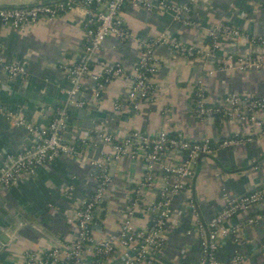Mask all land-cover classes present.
Listing matches in <instances>:
<instances>
[{
	"label": "crops",
	"instance_id": "1",
	"mask_svg": "<svg viewBox=\"0 0 264 264\" xmlns=\"http://www.w3.org/2000/svg\"><path fill=\"white\" fill-rule=\"evenodd\" d=\"M39 1L48 0H0V7L26 6ZM157 1L151 0L154 5ZM167 1L181 5L188 0ZM190 7L189 19L194 26L174 22L170 14L155 8L145 11L125 5L121 17L132 39L119 42L106 38L98 58L109 63L119 62L129 72L136 59L137 43L161 33L187 44L209 45V31L216 24L224 23L238 29L241 35L236 39H222L220 50L208 57L185 59L174 56L165 46L156 49L155 59L160 68L152 85L158 92L150 102L125 101L119 109H114V104L130 90V79L112 81L99 100L93 96L91 82L84 80L76 97L84 107H74L75 111L68 116L75 126H70L66 140L78 148L82 140L90 145L83 159L57 158L36 168L33 174H25L13 186L0 190V246L3 245L0 264H21L27 249L45 251L73 242L77 204L98 186L90 177L89 160L110 151L102 144L101 134L122 139L133 131L151 136L163 131L192 141L210 138L213 144L238 134L234 122L218 116L195 118L192 93L201 81L210 104H216L228 94L264 95V71L218 68L225 55H264V45L252 42L253 38L264 37V0H193ZM83 23L81 14L68 12L52 20H40L23 31L0 28V104L22 108L26 119L41 126L51 121L58 111H65V92L70 84L63 68L75 63L81 54ZM12 62L26 63L24 79L12 80L5 74L4 66ZM258 117L264 121V111ZM252 138V142L219 149L212 156L198 159L192 187L203 224L220 211L224 196L246 194L264 184V136L254 128ZM31 143L32 138L23 128L14 127L0 117V156L25 150ZM108 172L112 181L91 225L97 241L117 239L128 191L140 179L143 167L137 161L123 158L111 164ZM184 203L183 195L172 200L167 240L151 264H199L200 245ZM263 215L264 202L228 221L225 228L236 230L237 241L232 234L218 239L217 260L226 262L233 254H239L243 257L242 264H264ZM135 219L136 225H147L142 210L136 212ZM249 219L255 222L250 223ZM120 252L116 247V253Z\"/></svg>",
	"mask_w": 264,
	"mask_h": 264
},
{
	"label": "built area",
	"instance_id": "2",
	"mask_svg": "<svg viewBox=\"0 0 264 264\" xmlns=\"http://www.w3.org/2000/svg\"><path fill=\"white\" fill-rule=\"evenodd\" d=\"M192 1L188 0L181 5L167 0H159L155 5L151 0L39 1L26 6L0 7V28L23 31L40 20H52L68 12L81 14L84 17L82 51L75 63L63 68L70 84L65 92L66 105L84 107V103L76 99L84 80L91 82L93 96L99 100L112 81L118 78L130 79V90L114 104V109H119L125 101L144 103L154 100L158 91L152 81L159 73L160 67L155 59V51L159 47L165 46L174 56L185 59L208 57L220 50L222 39H236L241 35L238 29L224 23L216 24L209 31V45L187 44L161 33L148 41L137 43L136 59L129 72L119 62L109 63L98 58L97 54L106 38L112 37L119 42L132 39L121 17L125 5L145 11L155 8L158 12L170 14L174 22L194 26V22L189 19ZM252 42L264 45V37L253 38ZM218 68L222 71H264V55H225ZM3 71L12 80L24 79L27 75L26 63L12 62L5 65ZM192 106L195 118L218 116L222 120L234 122L238 126V134L218 144H213L210 138L192 141L163 131L155 136L133 131L122 139L101 134L102 144L108 146L110 151L89 160L92 168L90 177L98 186L77 204L73 242L66 247L54 246L45 251L27 249L22 254L21 264H151L167 240L171 202L178 195L184 196L185 210L193 219V231L200 245L199 264H242L243 257L239 254H233L226 262L217 260V240L232 234L237 241L236 230H228L225 224L247 213L253 206L263 204L264 184L246 194L224 196L223 207L203 224L193 196L192 180L200 157L212 156L219 149L252 142L254 128L259 135L264 136V121L258 117V113L264 111V95L244 97L228 94L216 104H210L202 82L198 81L193 88ZM0 117L14 127L23 128L32 136V143L27 149L7 154L3 158L0 165V190L13 186L25 174H33L36 168L48 165L57 158L83 159L85 149L90 145L82 140L81 148H78L66 140L64 110L58 111L44 126L26 119L20 107L14 109L0 104ZM123 158L139 162L143 172L128 191L117 239L97 241L93 237L91 225L112 181L108 167ZM138 210L146 214L147 225L144 227L135 223ZM248 222L253 223L255 219H249ZM116 247L121 249L120 254L116 253ZM261 247L264 249V241Z\"/></svg>",
	"mask_w": 264,
	"mask_h": 264
},
{
	"label": "water",
	"instance_id": "3",
	"mask_svg": "<svg viewBox=\"0 0 264 264\" xmlns=\"http://www.w3.org/2000/svg\"><path fill=\"white\" fill-rule=\"evenodd\" d=\"M64 109H65V113L67 115V118L65 119V122L67 124L66 136H68L69 132H70V126L71 125L75 126V122H72V120L70 118H68V116H70L75 111V108L73 106L66 105ZM79 114L82 115L83 111H80ZM29 138H32V136L30 134H29ZM5 155L6 154H3V155L0 156V165H1L2 160L5 157ZM0 240H2L1 236H0Z\"/></svg>",
	"mask_w": 264,
	"mask_h": 264
},
{
	"label": "trees",
	"instance_id": "4",
	"mask_svg": "<svg viewBox=\"0 0 264 264\" xmlns=\"http://www.w3.org/2000/svg\"><path fill=\"white\" fill-rule=\"evenodd\" d=\"M49 1V0H48ZM46 2V1H45Z\"/></svg>",
	"mask_w": 264,
	"mask_h": 264
}]
</instances>
